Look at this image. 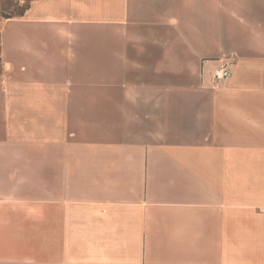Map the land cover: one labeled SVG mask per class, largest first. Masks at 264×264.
Here are the masks:
<instances>
[{"label": "crops", "instance_id": "0c3cea01", "mask_svg": "<svg viewBox=\"0 0 264 264\" xmlns=\"http://www.w3.org/2000/svg\"><path fill=\"white\" fill-rule=\"evenodd\" d=\"M28 4L0 19V264H264V0Z\"/></svg>", "mask_w": 264, "mask_h": 264}, {"label": "rangeland", "instance_id": "374dc122", "mask_svg": "<svg viewBox=\"0 0 264 264\" xmlns=\"http://www.w3.org/2000/svg\"><path fill=\"white\" fill-rule=\"evenodd\" d=\"M29 0H0V19L3 18H7L6 16H15L18 13H20L22 10H24V8L26 7V5L28 4ZM4 15V16H1ZM2 129V127H1ZM3 145V144H1ZM9 149L8 148H1V155H0V161H1V167H5V165H7L9 162H21L22 159H19L16 157V159H14V156L12 154H9ZM37 157H34V159H30V161H34L35 159L38 160V155H36ZM30 158V156H28V159ZM1 172H6L5 170H2ZM2 186V185H1ZM1 188H7V187H1ZM39 187L38 186H30V187H15L16 190H20L21 192L26 191V190H35L38 191ZM12 220V221H10ZM29 218H24L21 217L19 218H1V225L3 224H15L16 221L20 222V224L22 225H31V224H37L38 222H29ZM28 221V222H27ZM26 222V223H24ZM2 252V251H1ZM15 252V251H13Z\"/></svg>", "mask_w": 264, "mask_h": 264}, {"label": "built area", "instance_id": "2783aa9c", "mask_svg": "<svg viewBox=\"0 0 264 264\" xmlns=\"http://www.w3.org/2000/svg\"><path fill=\"white\" fill-rule=\"evenodd\" d=\"M230 73L229 65L227 63H221L213 69V79L215 82L222 81L229 77Z\"/></svg>", "mask_w": 264, "mask_h": 264}, {"label": "trees", "instance_id": "16d2710c", "mask_svg": "<svg viewBox=\"0 0 264 264\" xmlns=\"http://www.w3.org/2000/svg\"><path fill=\"white\" fill-rule=\"evenodd\" d=\"M29 4H27L26 5V7L24 8V10H22L20 13H18L17 15H22L23 14V12L25 11V9L27 8V6H28ZM1 16H4V15H1ZM7 18L8 17H12L11 15H9V16H6Z\"/></svg>", "mask_w": 264, "mask_h": 264}]
</instances>
